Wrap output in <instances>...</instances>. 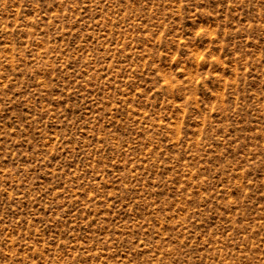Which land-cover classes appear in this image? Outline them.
Returning a JSON list of instances; mask_svg holds the SVG:
<instances>
[{"label":"rangeland","instance_id":"obj_1","mask_svg":"<svg viewBox=\"0 0 264 264\" xmlns=\"http://www.w3.org/2000/svg\"><path fill=\"white\" fill-rule=\"evenodd\" d=\"M0 264H264V0H0Z\"/></svg>","mask_w":264,"mask_h":264}]
</instances>
